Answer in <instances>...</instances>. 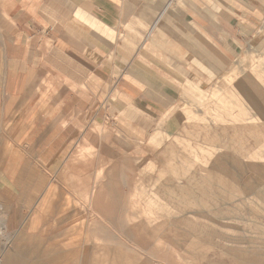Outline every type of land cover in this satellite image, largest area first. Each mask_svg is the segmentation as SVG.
Listing matches in <instances>:
<instances>
[{"label":"crops","instance_id":"1","mask_svg":"<svg viewBox=\"0 0 264 264\" xmlns=\"http://www.w3.org/2000/svg\"><path fill=\"white\" fill-rule=\"evenodd\" d=\"M263 20L264 0H0V234L25 233L0 250V264H76L86 231L101 243L84 264H177L173 227H187L191 248L192 219L207 211L193 187L203 178L190 169L207 148L183 142L188 130L168 133L176 136L157 150L154 187L140 188L137 212L121 210L124 174L143 165L135 143L193 89H207L244 28ZM257 85L235 87L248 102ZM69 176L76 188L96 181L89 207L102 220L76 224L81 213L61 188Z\"/></svg>","mask_w":264,"mask_h":264},{"label":"rangeland","instance_id":"2","mask_svg":"<svg viewBox=\"0 0 264 264\" xmlns=\"http://www.w3.org/2000/svg\"><path fill=\"white\" fill-rule=\"evenodd\" d=\"M263 43L264 20L250 31L245 27L242 37L234 43L232 58L226 63L225 71L216 75L207 89H193L187 96L188 101L178 103L161 117L154 134L145 136L140 144L135 143L143 149L133 151L142 156L139 161L143 165L139 163L138 167L128 168L123 177L126 182L118 192L122 195L121 210L128 212L139 210L137 201L140 200L141 187H154L159 167L155 154L169 138L176 136L171 133L168 137V133L188 130V134L183 132L181 136L183 142L187 138L207 148L199 150L197 147L198 164L190 168L194 176L203 178L202 182H194L193 187L206 194L202 204L207 211L192 219L195 229L191 248L185 237H181L189 234L187 227L183 224L173 227L178 232L173 240L183 256L181 260L172 252L177 264H264V118L261 117L264 112V58L252 60L250 57L254 52L263 51ZM235 68L239 69L238 73L228 80V74ZM243 79L258 84L256 92L254 88L248 89V102L244 101L245 88L235 87ZM224 80L222 88L218 87ZM220 90L224 92L221 94ZM222 98L225 102H218ZM129 141L133 143L131 138ZM133 152L129 151L130 158ZM108 167L106 164L98 171L96 181L107 178ZM96 181L81 180L80 188H76V176H69L61 186L72 204H76V212L81 213L77 225L91 226L93 220H102V216L89 207L91 190L88 188L90 185L91 189ZM86 208L93 212L86 214ZM154 210L159 211L155 207ZM177 220H180L179 216ZM107 225L113 227L111 222ZM117 233L118 240L132 250L137 248L121 232ZM23 234L5 229L4 234H0V250L13 246ZM83 234L87 241L84 247L78 248L76 264H84L85 260L92 258V246L101 243L90 231ZM166 250L172 249L167 247ZM125 251L128 249L124 248ZM188 251H192L195 257L183 260L189 257ZM166 264L172 263L166 261Z\"/></svg>","mask_w":264,"mask_h":264},{"label":"bare ground","instance_id":"3","mask_svg":"<svg viewBox=\"0 0 264 264\" xmlns=\"http://www.w3.org/2000/svg\"><path fill=\"white\" fill-rule=\"evenodd\" d=\"M65 222V221H64Z\"/></svg>","mask_w":264,"mask_h":264}]
</instances>
